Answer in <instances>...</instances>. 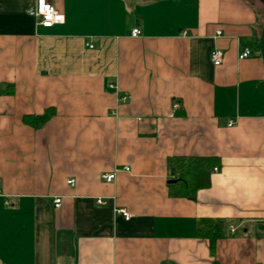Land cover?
Returning <instances> with one entry per match:
<instances>
[{
	"label": "crops",
	"instance_id": "crops-1",
	"mask_svg": "<svg viewBox=\"0 0 264 264\" xmlns=\"http://www.w3.org/2000/svg\"><path fill=\"white\" fill-rule=\"evenodd\" d=\"M47 1L50 27L0 0V264H264L260 4ZM172 156L218 159L192 199ZM201 220L222 221L211 244Z\"/></svg>",
	"mask_w": 264,
	"mask_h": 264
},
{
	"label": "trees",
	"instance_id": "trees-1",
	"mask_svg": "<svg viewBox=\"0 0 264 264\" xmlns=\"http://www.w3.org/2000/svg\"><path fill=\"white\" fill-rule=\"evenodd\" d=\"M49 111L35 117V122H43ZM167 165L173 179V195L192 199L196 190L208 185L209 173L213 167L218 166V159L214 156H172L168 158ZM221 223L220 220H201L197 226V235L205 236L211 244L219 236Z\"/></svg>",
	"mask_w": 264,
	"mask_h": 264
},
{
	"label": "built area",
	"instance_id": "built-area-1",
	"mask_svg": "<svg viewBox=\"0 0 264 264\" xmlns=\"http://www.w3.org/2000/svg\"><path fill=\"white\" fill-rule=\"evenodd\" d=\"M26 12L28 15L32 16L35 19V23L37 25H40L42 27H50L54 24L61 23L63 21V16L60 12H58L49 1L47 0H34L33 4L30 5ZM139 34V29L134 27L130 30L131 36H137ZM181 35H187L186 30H182L180 32ZM215 34L219 35L220 31L216 30ZM89 48L92 47L91 44H86ZM252 51L248 45H242L241 48L238 50L236 54L237 59H242L251 56ZM223 53L221 49L214 47L209 52V58L214 66H218L221 63ZM175 105V104H174ZM127 170V168H124ZM115 176V170L108 172V173H102L100 175V179L103 181L109 182L114 179ZM66 183L69 185H72L73 179L66 180ZM98 203H101V199H96ZM53 207L57 208L60 205V197H54L52 200ZM122 216L127 219L129 217V214L124 211L120 210ZM229 230L232 232L234 229L230 226ZM167 264H173V263H167Z\"/></svg>",
	"mask_w": 264,
	"mask_h": 264
},
{
	"label": "rangeland",
	"instance_id": "rangeland-1",
	"mask_svg": "<svg viewBox=\"0 0 264 264\" xmlns=\"http://www.w3.org/2000/svg\"><path fill=\"white\" fill-rule=\"evenodd\" d=\"M253 1H255V0H253ZM255 3L258 4V6L260 4L261 10H262L263 15H264V6L258 0H256Z\"/></svg>",
	"mask_w": 264,
	"mask_h": 264
},
{
	"label": "water",
	"instance_id": "water-1",
	"mask_svg": "<svg viewBox=\"0 0 264 264\" xmlns=\"http://www.w3.org/2000/svg\"><path fill=\"white\" fill-rule=\"evenodd\" d=\"M264 6V0H258Z\"/></svg>",
	"mask_w": 264,
	"mask_h": 264
}]
</instances>
